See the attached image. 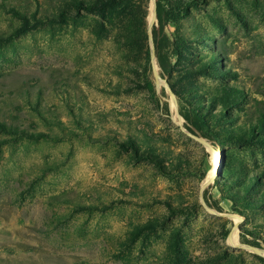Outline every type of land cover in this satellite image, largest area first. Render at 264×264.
<instances>
[{
    "label": "rangeland",
    "instance_id": "1",
    "mask_svg": "<svg viewBox=\"0 0 264 264\" xmlns=\"http://www.w3.org/2000/svg\"><path fill=\"white\" fill-rule=\"evenodd\" d=\"M160 1L168 75L152 0H0V264H264V0Z\"/></svg>",
    "mask_w": 264,
    "mask_h": 264
},
{
    "label": "trees",
    "instance_id": "2",
    "mask_svg": "<svg viewBox=\"0 0 264 264\" xmlns=\"http://www.w3.org/2000/svg\"><path fill=\"white\" fill-rule=\"evenodd\" d=\"M165 14L166 13L164 7L161 5V1L156 0V18L158 21V28L157 30L153 31V45L157 53V59L162 72L168 75L170 72V65L163 53L166 47V43H163L166 42V37L163 36V28L166 24V21L169 20V18ZM188 112L191 113L192 116L189 117V115L184 114V117L188 121V123L191 124L192 127H194L196 130H198L202 136L208 138L209 140H214L215 133L209 129L204 119L198 113L192 110H188Z\"/></svg>",
    "mask_w": 264,
    "mask_h": 264
},
{
    "label": "water",
    "instance_id": "3",
    "mask_svg": "<svg viewBox=\"0 0 264 264\" xmlns=\"http://www.w3.org/2000/svg\"><path fill=\"white\" fill-rule=\"evenodd\" d=\"M152 7H153V10H152V19H151V21H150L149 29H148L149 38H151V32H150L151 26L153 25V23H154V21H155V19H156V2H155V0H152ZM150 48H151L152 50H154V48H153V43H152V40H151V39H150ZM153 55H154V57H155L154 52H153ZM164 83H166V82H165V79H164ZM166 92H167V91H166ZM167 94H168V92H167ZM206 184H207V182L204 184V186H205ZM208 209H209V208H208ZM209 210H211V209H209ZM231 216L235 217L234 215H231Z\"/></svg>",
    "mask_w": 264,
    "mask_h": 264
},
{
    "label": "bare ground",
    "instance_id": "4",
    "mask_svg": "<svg viewBox=\"0 0 264 264\" xmlns=\"http://www.w3.org/2000/svg\"><path fill=\"white\" fill-rule=\"evenodd\" d=\"M152 10H153V7H152ZM151 19H152V11H151V14H150L149 19H148L149 22L151 21ZM218 153H219V151L218 152L216 151L214 154V157H213L212 175H216L220 169V161H219Z\"/></svg>",
    "mask_w": 264,
    "mask_h": 264
}]
</instances>
